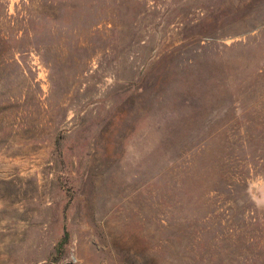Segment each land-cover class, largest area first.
<instances>
[{
  "label": "rangeland",
  "instance_id": "obj_1",
  "mask_svg": "<svg viewBox=\"0 0 264 264\" xmlns=\"http://www.w3.org/2000/svg\"><path fill=\"white\" fill-rule=\"evenodd\" d=\"M0 264H264V0H0Z\"/></svg>",
  "mask_w": 264,
  "mask_h": 264
},
{
  "label": "trees",
  "instance_id": "obj_2",
  "mask_svg": "<svg viewBox=\"0 0 264 264\" xmlns=\"http://www.w3.org/2000/svg\"><path fill=\"white\" fill-rule=\"evenodd\" d=\"M68 234H69L68 231H66V232H65V238L68 237Z\"/></svg>",
  "mask_w": 264,
  "mask_h": 264
}]
</instances>
